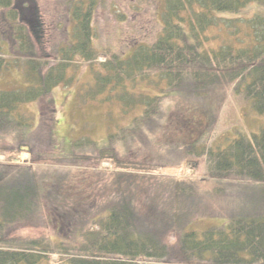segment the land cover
Instances as JSON below:
<instances>
[{
    "label": "trees",
    "instance_id": "trees-1",
    "mask_svg": "<svg viewBox=\"0 0 264 264\" xmlns=\"http://www.w3.org/2000/svg\"><path fill=\"white\" fill-rule=\"evenodd\" d=\"M32 2L0 0L8 27L0 32V76L14 67L25 84L0 88V142L11 145L5 149L11 158L25 150L33 163L58 159L85 169L57 174L0 163V264H264V127L222 140L210 135L226 93L264 115V0H158V33L128 52L100 46L97 0H65L71 28L51 53L43 50L44 23ZM78 67L91 79L79 91L80 102L117 103L133 114L127 126H117L118 135L158 133L157 142L175 136L179 145H161L159 163L177 151L194 166L198 161L190 157H204L205 177L215 188L203 192L194 180L131 172L114 174L104 186L92 180L104 174L87 164L101 160L143 172L161 165L120 159L110 147L112 124L105 142L86 133L72 139L71 152L61 150L52 90L73 86ZM24 104L40 108L33 113ZM198 115L206 120L205 133L193 138L187 130L199 123ZM35 138L41 140L31 142ZM174 159L181 161L176 154L169 161ZM204 194L225 202L206 208ZM213 217L222 220L211 222ZM41 220L64 235L53 242L16 234Z\"/></svg>",
    "mask_w": 264,
    "mask_h": 264
},
{
    "label": "rangeland",
    "instance_id": "rangeland-1",
    "mask_svg": "<svg viewBox=\"0 0 264 264\" xmlns=\"http://www.w3.org/2000/svg\"><path fill=\"white\" fill-rule=\"evenodd\" d=\"M32 1L36 2V5H38L37 8H39L44 23L43 50L44 52L48 51L51 53V48H55L60 41H65V39H67L66 31L71 28V23L68 21L65 10L66 6L63 3L65 0H23L22 6L31 7ZM97 5L98 8L95 10L94 21L97 33L99 34L101 47L111 48L118 52H128L134 44L149 42L153 40L154 36L158 33L159 24L161 23L160 12H158V0H97ZM120 12L125 14L124 19H120L117 16ZM7 31L8 27L6 22L0 16V32L5 34ZM96 45L99 46L97 41ZM82 70L80 67L76 69L74 81H77L73 86H59L52 91V101L53 104L55 103L58 111L56 114L57 124L55 133L61 150L71 152L70 142L72 139L83 136L86 133L92 135V138L99 144L105 142L107 132L114 131L113 129H115V127L116 133H114V139L110 142V147H112L113 152L120 159L132 161L154 159L159 163L158 157L161 151H163L161 145H163V147L167 145H179L175 136L173 142H163L162 137L159 139V142H157L158 133H149L148 136L150 138H143L142 134H137L134 137H132L130 133L118 135V129L121 126H127L133 114H124L120 105L117 103L108 107L109 105L98 106L95 102L85 99L86 102H80L78 100L80 96L79 91L83 89L84 86L86 87L88 81H91L89 70H86V74ZM72 72L71 69L68 74ZM23 85L25 84H22L21 81V71L16 70L14 67L5 70L0 76L1 89H10ZM143 87L142 85V88ZM169 99H171V97H169ZM169 103L170 100L165 101V104ZM24 108L30 112L36 113L40 105L31 104L27 106V104H24ZM135 112L139 113L138 111ZM216 118V124L210 134L211 137L216 140H222L224 136L233 138L238 132H258L264 127V115L255 113L248 102L244 101L240 95L231 92L226 93ZM196 119L199 123L197 125H191L187 130L188 135L190 134L193 138L200 133H205L203 130L206 121L205 118L198 115ZM111 124L112 130L110 127ZM117 126L119 128H117ZM176 136L179 137L178 134ZM40 140V138H35L31 142H39ZM153 142H155L154 145L151 144ZM8 146H11L8 142H0V163L23 164L32 168L35 167L38 172L51 170L55 171L57 174L62 173L63 171L61 170H66L67 168L70 170L72 169V174L77 173L78 169H85L81 164L73 166L62 165L66 163H62L58 159L40 160L39 162L33 163L31 153L25 150L21 151L16 158H11V154L5 150ZM175 154L180 158V163H176L175 159L171 162L169 161L174 158ZM193 160L198 161L197 166L187 163L185 155L177 151L171 155H167L164 161L159 163L161 165L160 167H155L153 170L147 169L144 172L142 169L129 167L118 168L116 164L111 161H109L110 165L106 166L107 164L101 163L103 160L98 162V164L96 162L88 163L87 165L89 167L86 168L87 170L94 171V173L104 174L91 178L94 181L97 179L100 186H104L106 181L109 182L116 173L131 172L133 174L154 175L166 179L179 178L180 180H194L198 182L199 189L203 192L213 190L216 182L206 178L204 157H190L189 161ZM204 179L206 181H203ZM89 180L90 179H88V181ZM88 181H85L84 184ZM224 202L225 201H223L221 197L208 194H204V198L200 201L206 208H218L220 204ZM43 210L44 214L48 216L49 212L47 209L44 207ZM42 218H44V216H42ZM221 220V218L215 217L210 219L211 222H220ZM202 224L201 221H194L193 226L200 229ZM16 234L23 237L43 236L48 239L50 238V240L54 242L59 240L60 235L63 236L64 232L60 231V229L56 231L54 224L50 222L47 224L46 220H41L38 222V226L20 228L16 231ZM167 238L171 242L174 241V237L170 236ZM50 257L53 261L57 260V254L55 253L50 254ZM137 263L150 264V261L137 260Z\"/></svg>",
    "mask_w": 264,
    "mask_h": 264
}]
</instances>
